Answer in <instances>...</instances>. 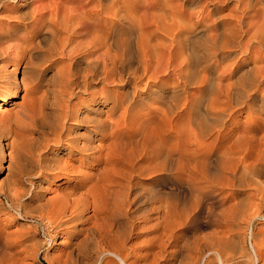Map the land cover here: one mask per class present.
<instances>
[{"label":"bare ground","instance_id":"6f19581e","mask_svg":"<svg viewBox=\"0 0 264 264\" xmlns=\"http://www.w3.org/2000/svg\"><path fill=\"white\" fill-rule=\"evenodd\" d=\"M225 8L227 19L221 16ZM0 18V110L20 85L36 94L24 115L17 113L21 120L12 114L15 119L0 121V172L1 137L13 136L19 144L16 160L12 151L7 154L0 182L15 218L42 219L68 236L92 211L83 219L93 221L84 235L91 256L80 250L84 264H105V256L129 264L120 254L125 243L116 227L131 238L136 221L152 215L154 235L143 264H264V230L252 226L255 219L264 221V64L246 57L255 52L264 59V0H0ZM61 60L66 65L58 67ZM80 94H88L89 102L67 107ZM107 94L113 96L109 107ZM153 103L160 109L151 108ZM144 108L146 118L140 120L135 110ZM102 112L110 117L102 119ZM240 113L246 114L245 127L226 141L222 132L237 126ZM127 123L128 131L121 132ZM148 131L156 134L152 141ZM99 141L107 144L101 148ZM62 152L85 157L92 172L79 182L80 193L37 202V214L31 213L23 202L31 205L44 188L34 178L42 175L44 183L49 175L61 173L67 180L71 174L60 165ZM160 157L168 176L156 177ZM184 173L218 190L219 201H209L204 216L199 197L191 196L194 206L180 215L176 177ZM136 175L168 181V191H136ZM217 205L221 210L214 213ZM5 207L0 202V213L7 214ZM202 224L210 232L194 231ZM111 241L118 247L108 251L103 244Z\"/></svg>","mask_w":264,"mask_h":264},{"label":"rangeland","instance_id":"374dc122","mask_svg":"<svg viewBox=\"0 0 264 264\" xmlns=\"http://www.w3.org/2000/svg\"><path fill=\"white\" fill-rule=\"evenodd\" d=\"M227 9L228 8H225L224 9V11L221 13V16L223 17V19H227V18H225V16L224 15H226L227 14ZM7 15V14H6ZM1 19V18H0ZM2 19H4V18H2ZM5 21V20H4ZM260 54H257V53H255V52H250L249 54H248V56H246L248 59H251V60H254V61H256L257 62V64H259V65H263L264 64V59H263V57L262 56H259ZM66 60H61L60 62H59V64H58V67H61V66H65L66 64ZM6 69H8V71H10L11 70V67L10 66H8ZM48 75H52V72H49V74ZM229 75V72H228V70L227 71H225L224 73H223V76L224 77H226V76H228ZM17 77V79H18V82H20L19 80L21 79V74L20 73H18L17 75H16ZM165 79H162V81H164ZM262 88H263V85L261 86ZM102 88V86L99 84V85H97L95 88H94V91L96 92V93H99V91H100V89ZM119 89H120V87L119 86H117V85H115V87H113V89L112 90H114L115 91V93H118V91H119ZM191 93L194 95V96H196V94H197V90H195V89H193L192 91H191ZM30 95H32V96H30ZM36 94H35V91L34 90H32V89H30V87L28 86L27 88H25V91H24V89H23V87L20 85V87H19V89H18V92H17V95H16V97H13L12 98V100L10 101V102H8L5 106H3V108H2V110H0V121H5V120H7V119H10L11 117H13V115L12 114H14L15 115V120H18L19 121V119L21 120L22 118V115H24L23 113H25V111L28 109V107H29V103H30V100L32 99L31 97H36L35 96ZM28 96V97H27ZM30 96V97H29ZM33 97V98H34ZM112 94H107V97H105L106 99H107V101H108V105L106 104L105 106H107V107H109L111 104V101H112ZM30 98V99H29ZM89 99H90V97H89V95L88 94H80V95H77L76 97H74V98H72V99H70L69 100V102L67 103V107H81V105L83 106L84 104H86V103H88L89 102ZM29 102H28V101ZM98 100H100V97H98ZM28 102V103H27ZM24 106V107H23ZM28 106V107H27ZM150 107L151 108H153V109H156V110H158V109H160L159 107H161V105H159V104H156V103H153V104H150ZM26 109V110H25ZM19 110H21V112L22 111H24V112H20ZM120 110H122V108L121 109H119L118 111H116V113H115V115L114 116H117L118 114H121V112L122 111H120ZM120 111V112H119ZM184 112V111H183ZM183 112H182V114H183ZM16 113V114H15ZM21 116V117H19V115ZM135 113H138V115H139V118H140V120H144L145 118H146V114H147V110H145V108L144 109H138V110H135ZM135 113H133V114H135ZM103 114V115H102ZM12 115V116H11ZM16 115H18V116H16ZM10 116V117H9ZM106 116V117H105ZM245 116H246V114L245 113H240V116H238L237 117V126H234V127H232V126H227V128H225L224 130H223V132L222 133H224V135H225V137L227 136V140L226 141H230L231 142V140L232 141H234L235 140V136H236V133H237V136H236V138H238V136H240V132L243 130V128L245 127V123H243V120H245ZM100 117L102 118V119H107V118H109L110 116H109V113H106V115H105V112L103 113H101L100 114ZM183 117V116H182ZM12 119V118H11ZM182 121V122H181ZM179 123H181V125L178 123V127L183 131V127H184V123H185V121L184 120H181ZM67 123H70V122H67ZM138 123H139V121H138ZM180 125V126H179ZM183 125V127H181ZM125 127L124 128H122L121 129V132H124V130H126V131H128V128L130 127V125L127 123L126 125H124ZM236 127V128H235ZM149 132V133H148ZM147 133H145V137H147V135H149V136H151L148 140L149 141H152L154 138H155V136H156V134H155V132H153V131H148ZM152 132V133H151ZM155 134V135H154ZM239 134V135H238ZM184 135V134H183ZM153 138V139H152ZM15 138L13 137V136H10V135H7V136H4V137H1V143H2V145H4V152H3V156H2V162H1V166H2V171L0 172V182H1V180H2V178H4L5 177V166L7 165V160L9 159L8 158V152L9 151H12V155H13V159L15 158V157H17V156H14V155H16V153L15 152H17V150L15 151V152H13V149H18V147H16L17 145H19L18 143H15L16 142V139L14 140ZM18 142V141H17ZM104 143V144H103ZM14 144H16L15 145V147H14ZM102 144V145H101ZM107 144V141H99V146H101V148H102V146L104 147L105 145ZM123 145V144H122ZM73 155L74 156H71V155H67L66 153H59V157H58V159H59V161H60V165L61 166H63V167H65V171H67V174L68 173H71V174H68V178H67V180H65V179H63L62 178V174L61 173H55L56 174V176H53V177H51V175H49V174H47V175H49V176H47V178L44 180L45 182L43 183V176L41 175V176H39L38 178H34L33 179V181L34 182H36V184H38V183H40L41 185H43V187L44 188H40V190H38L37 192V195L35 196V201H34V203H32L31 205H29L28 203H27V201H25V199H23L25 202H23V203H25V205H27L28 207H27V209L28 210H31L32 212L31 213H36L37 214V211H38V207H39V205L40 204H42L43 202H45V200L47 201L48 199H53V198H55V197H61L62 195H65L66 194V196L68 195V197H73L74 195H77L78 194V192L77 191H79V193H80V190H79V186H78V184H79V182L81 181V179L83 178V177H86L87 175H89L91 172H92V170H91V165H90V162H89V160H87L85 157H82V156H80V155H78L76 152H74L73 153ZM151 155H152V153H149V154H147V156H150L151 157ZM146 156V157H147ZM175 157H176V155H174L173 156V159H175ZM14 160H16V158L14 159ZM158 160H163L161 163H160V161H157L156 163H158V164H156L155 163V165H154V167H155V169H157L156 170V177L157 176H160V175H162V174H165V175H170V173H168L169 171L166 169V166L167 165H165V159H163V157L161 158H159ZM162 163H163V166H162ZM160 165V166H159ZM162 167H165V168H162ZM161 168V169H160ZM164 169H165V172H164ZM73 172V173H72ZM158 172H160V173H158ZM164 172V173H163ZM89 173V174H88ZM167 173V174H166ZM154 174V175H155ZM213 174V173H212ZM210 175V174H209ZM213 175H215V172H214V174ZM188 176L189 175H186L185 173L184 174H182V176H181V174L178 176L180 179H178L177 177H176V184H177V186H178V194H177V196L179 197V195H180V197L178 198L177 197V201H178V204H179V206H178V208H179V210H180V215L182 216V215H184V212L190 207V206H192V204H193V206H194V202L196 201V199H195V201L193 202V203H191V201H190V199H191V197H192V199H194L193 197H199L198 199H197V201H196V205H197V207H198V209L199 208H203L202 209V216H204V213H205V210H206V208H204V207H209V203L211 202V201H219V199H218V190H217V188L215 187V188H208L206 185H208V184H205L204 182H200L198 179H196L195 177L193 178V177H191V179H190V177L188 178ZM216 176V175H215ZM215 176L213 177V176H211L212 178H213V180H216L215 179ZM49 177H51L50 179H49ZM54 177H56V178H54ZM144 177V178H143ZM188 179H187V178ZM52 178H54V180H51ZM188 180H186V179ZM195 179V180H194ZM178 180V181H177ZM191 182H190V181ZM24 181H25V183H26V179L24 178ZM42 181V182H41ZM75 181H78V182H76L75 183ZM182 181V182H181ZM134 182V183H133ZM188 184H186V183ZM132 183H133V185H132V187L136 190V191H139V192H142V191H144V190H148V188H158L159 189V191L161 190V192H167L168 190H167V188L166 187H168V181H167V184H164L162 181L160 182H156V180L155 179H151L149 176H135V179L134 180H132ZM189 183H190V185H189ZM198 183V184H197ZM181 184V185H180ZM194 184H195V186H194ZM27 185V184H26ZM134 185L136 186V187H134ZM193 187H192V186ZM46 186V187H45ZM164 186V187H163ZM166 186V187H165ZM198 186V187H197ZM201 186V187H200ZM143 187V188H142ZM183 187V188H182ZM189 188V190L190 191H187V189L186 188ZM194 187H196V188H194ZM205 187V188H204ZM145 188V189H144ZM156 188V189H157ZM181 188H182V190H181ZM139 189V190H138ZM144 189V190H143ZM183 189H185V190H183ZM210 189V190H209ZM37 189H35V191H36ZM195 190H197V191H195ZM200 190V191H199ZM33 191H34V188H33ZM183 191L185 192V193H183ZM190 192L189 194H188V199H189V201H188V199H187V192ZM200 193H199V192ZM205 191V192H204ZM213 191H214V193H213ZM181 192V194H179ZM192 192V193H191ZM202 192V193H201ZM65 193V194H64ZM70 193V194H69ZM76 193V194H75ZM193 193H195V194H193ZM196 193H199V194H196ZM186 194V195H185ZM191 194V195H190ZM212 194V195H211ZM58 195V196H57ZM73 195V196H72ZM185 195V196H184ZM197 195V196H196ZM199 195H201L202 197L200 198V196ZM213 195H215V196H213ZM181 196H183V197H181ZM191 196V197H190ZM204 196V197H203ZM132 197V196H131ZM207 197H209V198H207ZM48 198V199H47ZM182 200H181V199ZM183 198H186V200H183ZM213 198V199H212ZM5 198H4V196H2V195H0V202L4 205V207L6 206H8L7 204H6V200H4ZM179 199V200H178ZM191 199V200H192ZM203 199V200H202ZM40 200V201H39ZM201 202H200V201ZM43 201V202H42ZM179 201H181V202H179ZM200 203H199V202ZM210 201V202H209ZM39 203V205L38 204H36V203ZM188 202V203H187ZM204 202V203H203ZM185 203V204H184ZM203 203V204H202ZM191 204V205H190ZM199 204V205H198ZM200 204H201V207H200ZM180 205H183V209H184V211H183V209H181L182 207L180 206ZM188 205H190L189 207H188ZM203 205V206H202ZM185 206V207H184ZM5 207V208H6ZM32 207V208H31ZM7 211V214H5V212L4 213H0V227H1V229H0V264H2V259L4 260V261H6V259H7V261L5 262V263H3V264H71V262H73L74 260V262L72 263V264H74L75 262H77L78 264H84V262H82L81 261V252L83 251V250H89L88 251V253H89V256H91L90 254H91V250H90V244L87 246L86 244H85V242H84V238H85V236L84 235H86L85 233V230L86 229H89L92 225H93V221H91V220H84L83 221V219L85 218V217H88L89 216V214L91 215L92 214V211H89L88 213H86V216L82 219V220H80V221H82L81 223H79L80 221H78V222H76V223H74L73 225H72V227H70L69 229H70V233H69V235L68 236H64V235H62L59 231V229H57L55 226H53V227H47V225H46V223H45V221H43L42 219H39V220H36L35 221V219H23V218H15V214L13 213V211H11V210H9L8 209V207H7V209H6ZM181 210H182V212H181ZM216 210V211H215ZM215 210H214V213H217V211L218 210H221V205H217L216 207H215ZM91 212V213H90ZM183 213V214H182ZM88 214V215H87ZM206 215V214H205ZM10 217V218H9ZM155 217V215H152L151 217H150V219L147 221V222H138V221H136V225H134V227H135V229H137V230H135V232L134 233H132V236H131V238L129 237V231L128 230H124V229H120V228H117L116 227V230H115V233L116 234H118L120 237L123 235V236H125V237H121L123 240H124V247L123 248H125V250H121L120 252H122V253H120L121 254V256L122 257H125V259H127L126 260V262L127 263H129V264H143L144 262H143V255L146 253V249H147V243L149 242V239H150V236L151 237H153L152 235H154V233H153V231H154V227H152V225L151 224H153L154 222H152L153 220H151V219H153ZM214 217V216H213ZM212 216H210V218L212 219L213 218ZM86 219V218H85ZM42 220V221H41ZM91 221V222H90ZM255 222H253V224H252V226H253V228H259V229H262V230H264V224H262V223H264V221L262 220V219H255L254 220ZM92 223V224H91ZM22 226H21V225ZM256 224V225H255ZM154 225V224H153ZM203 225V224H202ZM199 225V226H197V227H195V232L196 233H199L200 235H203V234H205V233H208V232H210V230L212 229L211 227H209V226H206V225ZM79 226H81L82 228V230H80V227ZM88 226H90V227H88ZM137 226H139V227H137ZM150 226V227H149ZM21 227V228H20ZM26 227H28V228H26ZM73 227H75V228H77V229H75L74 231L72 230V228ZM153 229H152V228ZM23 228V229H22ZM30 228H31V230H30ZM79 228V229H78ZM85 228V229H84ZM115 228V227H114ZM114 228H113V230H114ZM147 228H149V229H147ZM18 229V230H17ZM25 229V230H24ZM119 231H118V230ZM3 230V231H2ZM84 230V231H83ZM121 230V231H120ZM124 230V231H123ZM1 231H2V233H1ZM17 231V232H16ZM24 231V232H23ZM48 231V232H47ZM50 231V232H49ZM82 231V232H81ZM125 231H127V232H125ZM140 231V232H139ZM206 231V232H205ZM21 232H23V234L21 233ZM15 233V234H14ZM19 235H18V234ZM28 233V234H27ZM32 233V234H31ZM56 233V234H55ZM120 233V234H119ZM17 234V235H16ZM20 234H22V236L20 235ZM25 234H27V235H25ZM88 234V233H87ZM128 234V235H127ZM3 235H5V236H3ZM9 235V237H7ZM16 235V236H15ZM52 235H54V239L53 240H49V238L52 236ZM80 235V236H79ZM19 236H21V238L19 237ZM27 236V237H26ZM50 236V237H49ZM84 236V237H83ZM18 239H17V238ZM25 237V238H24ZM30 237H32V238H30ZM77 237V238H76ZM83 237V238H82ZM4 239V240H2V239ZM6 238V239H5ZM11 238V239H10ZM19 238H20V241H19ZM27 238V239H26ZM29 238V239H28ZM83 239V240H81V239ZM125 238V239H124ZM136 238V239H135ZM146 238H148V239H146ZM9 239V240H8ZM12 239H13V241H12ZM15 239V240H14ZM25 239V240H24ZM32 239V240H31ZM145 239V240H144ZM18 240V241H17ZM24 240V242H22ZM31 240V241H30ZM75 240H76V242L78 243V244H75L76 242H75ZM78 240V241H77ZM148 240V241H147ZM81 241H83L80 245H79V243L81 242ZM249 237L247 236L246 237V241H245V246H246V248H248L249 247ZM9 242H11V243H9ZM13 242H14V244H13ZM23 244H22V243ZM27 242V243H26ZM75 242V243H74ZM147 242V243H146ZM5 243V244H4ZM36 243V244H35ZM43 243V244H42ZM45 243V244H44ZM106 243V242H105ZM22 246H21V245ZM139 244V245H138ZM10 245H12V247H10ZM13 245H15V246H13ZM18 245V246H17ZM25 245H27V246H29L28 248L25 246ZM30 245H32L34 248H36L37 249V251H35L36 249H34L33 247H31ZM75 245H76V247H75ZM85 246V247H83V246ZM110 245V246H109ZM118 245V243L116 242V241H111V242H109V243H106V244H103V246L104 247H106V248H108L107 250L108 251H110V250H112V248L113 247H118L117 246ZM137 247H136V246ZM141 245V246H140ZM9 246V247H8ZM80 246V248H77V247H79ZM81 246H82V248H81ZM144 246V247H143ZM4 247V248H3ZM23 247V248H22ZM33 248V250L31 249V248ZM110 247H112L111 249H110ZM139 247V248H138ZM143 247V248H142ZM7 248V249H6ZM86 248V249H85ZM123 248H120V249H123ZM134 248V249H133ZM137 248V249H136ZM6 251H5V250ZM24 249H26V250H24ZM27 249H29L30 251H28ZM79 249V250H78ZM83 249V250H82ZM114 249H119V248H114ZM249 249V248H248ZM3 250V251H2ZM22 250V251H21ZM31 250H32V252H31ZM78 250V251H77ZM80 250H81V252H80ZM34 251H35V254H34ZM133 251V252H132ZM5 252H7V253H5ZM24 252V253H23ZM26 252V253H25ZM31 252V254L32 255H30L29 253ZM38 252V253H37ZM27 253H28V255H27ZM77 253H78V255H77ZM6 254H8L11 258H13V259H15V260H13V259H11L8 255L6 256ZM12 254H14V255H12ZM45 254L48 256H45ZM74 254V255H73ZM80 254V255H79ZM5 255V256H4ZM34 255V256H33ZM36 255V256H35ZM76 255H77V257H76ZM252 255V254H251ZM14 256V257H13ZM75 256V257H74ZM142 256V257H141ZM5 257V258H4ZM35 257V258H34ZM49 259H47V258ZM73 257V258H72ZM106 257V260H105V264H113L114 262H116L115 260H113V261H109V259H111L112 257H110V256H105ZM127 257V258H126ZM139 257H141L140 259H139ZM10 258V259H9ZM70 258V259H69ZM47 259V260H46ZM139 259V260H138ZM108 260V261H107ZM8 262V263H7ZM112 262V263H111ZM76 264V263H75ZM114 264H116V263H114ZM118 264V263H117ZM161 264H169V263H161Z\"/></svg>","mask_w":264,"mask_h":264}]
</instances>
